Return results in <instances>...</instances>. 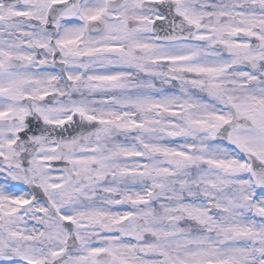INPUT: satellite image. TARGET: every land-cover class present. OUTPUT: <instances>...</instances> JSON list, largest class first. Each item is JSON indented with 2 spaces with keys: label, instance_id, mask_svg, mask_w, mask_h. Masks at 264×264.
Segmentation results:
<instances>
[{
  "label": "snow or ice",
  "instance_id": "6c2138e0",
  "mask_svg": "<svg viewBox=\"0 0 264 264\" xmlns=\"http://www.w3.org/2000/svg\"><path fill=\"white\" fill-rule=\"evenodd\" d=\"M0 264H264V0H0Z\"/></svg>",
  "mask_w": 264,
  "mask_h": 264
}]
</instances>
